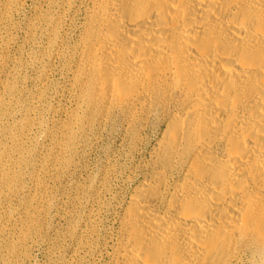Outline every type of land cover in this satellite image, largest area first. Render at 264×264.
Masks as SVG:
<instances>
[{"label":"bare ground","instance_id":"1","mask_svg":"<svg viewBox=\"0 0 264 264\" xmlns=\"http://www.w3.org/2000/svg\"><path fill=\"white\" fill-rule=\"evenodd\" d=\"M88 1L82 107L165 125L107 264H264V0Z\"/></svg>","mask_w":264,"mask_h":264},{"label":"rangeland","instance_id":"2","mask_svg":"<svg viewBox=\"0 0 264 264\" xmlns=\"http://www.w3.org/2000/svg\"><path fill=\"white\" fill-rule=\"evenodd\" d=\"M66 2L0 0V264H107L128 179L165 128L163 115L82 107L74 70L89 1L67 13Z\"/></svg>","mask_w":264,"mask_h":264}]
</instances>
